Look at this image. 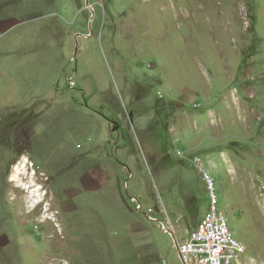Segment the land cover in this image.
I'll list each match as a JSON object with an SVG mask.
<instances>
[{
	"label": "rangeland",
	"instance_id": "1",
	"mask_svg": "<svg viewBox=\"0 0 264 264\" xmlns=\"http://www.w3.org/2000/svg\"><path fill=\"white\" fill-rule=\"evenodd\" d=\"M196 157L264 264V0H0V264H178Z\"/></svg>",
	"mask_w": 264,
	"mask_h": 264
},
{
	"label": "built area",
	"instance_id": "2",
	"mask_svg": "<svg viewBox=\"0 0 264 264\" xmlns=\"http://www.w3.org/2000/svg\"><path fill=\"white\" fill-rule=\"evenodd\" d=\"M70 86L74 81L69 78ZM197 107V105H195ZM180 153L179 148L176 150ZM197 166L204 172V179L210 194V207L199 226L186 232L187 238L179 240L178 233H171L178 264H232L246 251L245 246L233 237L226 216L219 208L213 179L195 158ZM162 264H170L162 259Z\"/></svg>",
	"mask_w": 264,
	"mask_h": 264
},
{
	"label": "bare ground",
	"instance_id": "3",
	"mask_svg": "<svg viewBox=\"0 0 264 264\" xmlns=\"http://www.w3.org/2000/svg\"><path fill=\"white\" fill-rule=\"evenodd\" d=\"M29 164L34 166L29 157L23 156L14 166L13 171L10 175V182L12 183V186L15 185L16 187L21 188L26 192V195L24 196V201L26 203V207L28 208V210L38 207L35 204H38L39 202H42L44 200V192H42L41 188L35 184V175H34L35 173L28 172ZM13 191L14 189L12 190V192ZM40 197L43 199L42 201L40 200ZM36 198L38 199L35 200ZM48 206H49L48 204L45 205L44 207L45 215L41 216V219L42 220L51 219L55 221L56 219L50 218V215L48 216L46 214V212L48 211ZM33 210L34 209H32V211Z\"/></svg>",
	"mask_w": 264,
	"mask_h": 264
},
{
	"label": "clouds",
	"instance_id": "4",
	"mask_svg": "<svg viewBox=\"0 0 264 264\" xmlns=\"http://www.w3.org/2000/svg\"><path fill=\"white\" fill-rule=\"evenodd\" d=\"M45 201L43 200L41 203H39V204H42V203H44Z\"/></svg>",
	"mask_w": 264,
	"mask_h": 264
}]
</instances>
